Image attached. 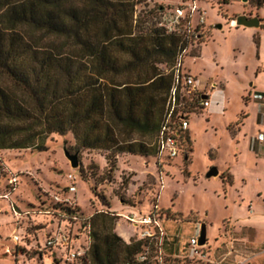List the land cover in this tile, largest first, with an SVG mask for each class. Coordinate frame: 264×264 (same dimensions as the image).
Here are the masks:
<instances>
[{
	"label": "rangeland",
	"instance_id": "374dc122",
	"mask_svg": "<svg viewBox=\"0 0 264 264\" xmlns=\"http://www.w3.org/2000/svg\"><path fill=\"white\" fill-rule=\"evenodd\" d=\"M182 1L187 0H139L135 18L148 24L159 7L171 10ZM258 2L260 6L264 4V0H228V4L221 0L195 1L205 23L199 31L201 36L186 47L182 70L194 77L195 87L207 97L209 107L201 108L184 92L180 94L175 118L183 114L189 127L180 140L184 160L179 156L161 162L154 155L113 156L104 150L77 151L70 133L50 135L45 152L0 151V196L9 190L6 187L10 176L17 180L10 198L0 199V264H64L53 262L47 252L37 255L31 247L43 248L45 238L59 228L58 221L52 222V216L45 212L51 197L64 192L68 173L76 177V193L69 197L84 217L101 211L116 216L113 231L123 241L156 242L157 252L151 260L157 264H207L204 256L222 222L240 218L251 205H264V162L255 164L253 155L245 151V141L233 137L243 114L249 113L246 123L255 128L259 104L253 97L251 103L245 102L247 95L243 90L250 83L264 90V74H258L254 81L259 66L256 46L246 30L236 31L229 25L237 16L253 13L254 7L259 8ZM259 13L264 16V5ZM196 24L197 16L193 19ZM261 48L264 55V36ZM183 98L188 101L187 106ZM254 144L251 140L253 150ZM63 148L70 154L78 153L77 169L70 167ZM108 158L114 159L112 170ZM211 167H216L219 175L205 179ZM226 170L233 175L232 184L226 182ZM12 208L23 215L20 221L15 220ZM135 214L150 217L151 223L129 221ZM202 222L207 225V242L195 253L190 239H197ZM82 224L71 223L72 237L79 234ZM68 226L64 221L60 229L65 232ZM24 232L29 236L28 245L25 241L15 245L12 236H22ZM80 236L76 248L86 246L84 233ZM64 253L60 249L53 255ZM150 253L146 249L138 261H144ZM72 264L82 262L77 259Z\"/></svg>",
	"mask_w": 264,
	"mask_h": 264
},
{
	"label": "trees",
	"instance_id": "16d2710c",
	"mask_svg": "<svg viewBox=\"0 0 264 264\" xmlns=\"http://www.w3.org/2000/svg\"><path fill=\"white\" fill-rule=\"evenodd\" d=\"M138 4L0 0V151L45 152L50 135L70 133L77 151L154 155L159 160L157 136L170 108L173 66L194 38L157 26L167 8L159 7L148 24L135 18ZM201 96L189 97L197 103ZM112 160L107 159L109 170ZM64 212L87 219L73 237L76 243L88 228L82 264H157L151 260L156 242L123 241L113 231L116 216L101 211L84 217L78 208ZM37 248L31 247L37 255L47 252L53 262H63L53 255L62 247ZM146 249L151 253L138 261Z\"/></svg>",
	"mask_w": 264,
	"mask_h": 264
},
{
	"label": "built area",
	"instance_id": "2783aa9c",
	"mask_svg": "<svg viewBox=\"0 0 264 264\" xmlns=\"http://www.w3.org/2000/svg\"><path fill=\"white\" fill-rule=\"evenodd\" d=\"M196 0H187L181 2L171 10L164 11L159 14L157 21L158 27H163L168 34H186L189 40L193 37L194 39L199 38V31L204 25L205 19L202 12L198 9L195 3ZM197 16V24L193 25V19ZM198 31V32H197ZM187 49L182 50L177 59L176 63L173 66V86L170 92V108L166 116L165 122L162 125L159 134L157 136V148H158V159L159 161H170L173 159L182 156L183 160L186 158V155L182 153L181 150V134H184L188 128V121L186 117L181 114L180 117L175 118V109L177 106L176 96L184 92V95L191 96L194 94H199L195 87V79L189 73H185L182 70V58L185 55ZM181 96V95H180ZM205 96V95H204ZM198 105L201 108H206L209 103L207 99H202V96L198 102ZM176 119V122H172ZM2 178V173L0 172V181ZM66 180L68 182L67 186L64 188V192L61 195H53L48 202V210L45 214L52 216V222L55 219L59 228L53 234L45 238V246L43 248L38 247L39 252L44 249H53L56 247H62L65 250V253L62 254L63 262H74L84 255L87 250V247L72 248L75 243L73 242V237L71 236V223L72 222H85L81 215H71L64 212V209L74 210L76 203L73 202V199L69 195H74L76 193L75 181L76 177L72 173L66 175ZM17 180L15 177L10 176L8 180V185L6 189H9L3 196H0V199H9L15 190V185ZM13 203L11 204V206ZM16 219L19 220L23 215L17 213L13 210ZM71 220V221H68ZM54 220V221H55ZM129 221L135 222L137 224H150V217H139L137 214L133 215L132 219L128 218ZM64 221H67L69 226L67 231H62L60 229V224ZM84 235L87 239V244H89V230L84 228ZM147 234V233H146ZM26 236L29 238L28 234L18 236V234L12 236V241L15 245H22L25 241L26 245ZM149 236V235H145ZM78 239V238H76ZM190 246L195 253L199 248L197 246V239H190ZM79 249V250H78Z\"/></svg>",
	"mask_w": 264,
	"mask_h": 264
},
{
	"label": "crops",
	"instance_id": "0c3cea01",
	"mask_svg": "<svg viewBox=\"0 0 264 264\" xmlns=\"http://www.w3.org/2000/svg\"><path fill=\"white\" fill-rule=\"evenodd\" d=\"M263 5L259 8L254 7L253 13L246 15L248 18L257 16L260 19L258 28L232 26L236 31L240 28L246 30L245 32L249 33L256 46L255 56L258 59L259 66L253 77L254 81L258 74H264V55L261 48V37L264 36V16L259 13ZM229 25H231V22ZM243 92L245 96L247 95L244 98L246 99L245 102L251 103L253 98L258 101L259 107L254 117V120H256L255 128H249L248 123H246L250 117L249 113L243 114L242 121L239 123L233 137L245 141L246 153L252 154L253 162L257 164L260 161L264 162V90L250 83L249 87L244 89ZM251 140H254L255 143L254 150L251 148ZM226 172L229 174V182L227 180L226 182L232 184L233 175L228 170ZM260 195L259 192L258 196ZM208 248L204 256L207 264H264V205H251L249 211L246 210L240 218L224 220L217 230V235L214 237L211 246Z\"/></svg>",
	"mask_w": 264,
	"mask_h": 264
},
{
	"label": "water",
	"instance_id": "95a60500",
	"mask_svg": "<svg viewBox=\"0 0 264 264\" xmlns=\"http://www.w3.org/2000/svg\"><path fill=\"white\" fill-rule=\"evenodd\" d=\"M245 1V0H244ZM260 24V20L258 17L254 16L251 18H248L246 15L242 14L237 16L234 20L231 21V26L234 27H243V28H258ZM220 29V26L218 27ZM206 96H202V99H205ZM64 155L65 158L69 161V165L72 169L78 168V153L70 154L65 148ZM219 175L218 170L216 167H211L208 169V171L205 173L204 178L210 179L217 177ZM207 242V227L206 223L202 222L200 224V230L199 235L197 237V246L201 247L204 246Z\"/></svg>",
	"mask_w": 264,
	"mask_h": 264
}]
</instances>
